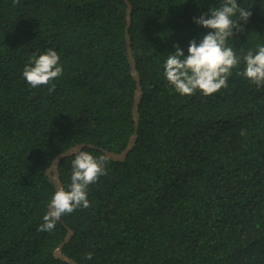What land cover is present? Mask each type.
I'll use <instances>...</instances> for the list:
<instances>
[{
	"label": "trees",
	"instance_id": "trees-1",
	"mask_svg": "<svg viewBox=\"0 0 264 264\" xmlns=\"http://www.w3.org/2000/svg\"><path fill=\"white\" fill-rule=\"evenodd\" d=\"M128 1L142 90L135 143L122 160L107 155L91 206L48 232L37 229L54 157L80 143L96 157L119 152L134 130L127 3L0 0V264H264V86L237 74L264 44V0H237L252 13L227 41L241 63L212 95H181L163 64L174 44L187 55L210 31L193 18L222 0ZM48 48L63 68L51 93L22 75ZM73 158L58 165L64 186Z\"/></svg>",
	"mask_w": 264,
	"mask_h": 264
},
{
	"label": "clouds",
	"instance_id": "clouds-1",
	"mask_svg": "<svg viewBox=\"0 0 264 264\" xmlns=\"http://www.w3.org/2000/svg\"><path fill=\"white\" fill-rule=\"evenodd\" d=\"M12 3L18 5L20 0H12ZM208 13L211 15L208 16ZM251 15V11L240 7L237 0H222L219 7L210 8L201 16L194 17L197 24L210 31L199 42L196 39L189 42L187 55L179 44L173 45L174 51L170 52L163 64V74L169 84L181 95H193L197 90L204 95H212L222 87L227 88L232 70L241 63V58L228 46L227 41L229 37H233L234 31L244 30V24ZM243 61L244 68L237 74L258 87L264 86V44L257 45L256 50H249L243 56ZM22 75L32 87L50 85L51 93L56 87L52 81L63 75L58 52L53 48L40 54L34 52L28 57ZM70 153L74 156L71 161L70 183L67 186L56 185L38 231L51 232L61 217L78 208L90 207L88 186L107 174V155L96 157L80 147L74 148ZM85 258L91 259L92 253H87Z\"/></svg>",
	"mask_w": 264,
	"mask_h": 264
},
{
	"label": "water",
	"instance_id": "water-1",
	"mask_svg": "<svg viewBox=\"0 0 264 264\" xmlns=\"http://www.w3.org/2000/svg\"><path fill=\"white\" fill-rule=\"evenodd\" d=\"M127 3L126 7V25H125V41H126V53H127V59L130 65V73L133 76L135 80V89H134V98H133V105H132V114L134 118V130L131 134V137L129 138V141L127 142V145L119 152L109 151L107 149H104L102 147H99L100 150H102L106 155L110 156L113 159L122 160L126 157L129 150L132 148V146L135 143L136 137H137V129H138V121H139V112H138V106L139 101L142 96V90L140 87V76L136 69V62L132 53V47H131V38L128 32L129 26H130V17H131V4L128 0H125ZM85 146L94 147L93 144L90 143H80L74 147H71L69 149L64 150L63 152L58 153L54 159L52 160V163L50 166L46 169L45 173L46 175L57 185L62 184L59 179V169L58 165L60 160L63 157L71 155L70 152L74 148L80 147L83 148ZM72 230L69 231L71 233ZM65 239L59 244V246L55 249V254H57L60 257H64V255L61 252L62 245L64 244ZM70 261V259L68 260Z\"/></svg>",
	"mask_w": 264,
	"mask_h": 264
}]
</instances>
